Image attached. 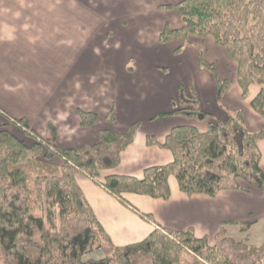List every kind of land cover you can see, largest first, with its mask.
<instances>
[{
  "label": "crops",
  "instance_id": "0c3cea01",
  "mask_svg": "<svg viewBox=\"0 0 264 264\" xmlns=\"http://www.w3.org/2000/svg\"><path fill=\"white\" fill-rule=\"evenodd\" d=\"M85 1L0 0V131L6 129L27 143L26 139L32 138L12 121L24 119L43 139L70 149L98 143L100 130L122 133L138 123L132 143L120 153L118 165L101 170L97 181L80 172L75 175L97 220L116 246L140 242L158 227L174 231L192 228L195 236L212 241L223 222L252 217L263 220L264 192L257 188L249 193L221 190L213 197L187 195L170 175L168 199L127 192L122 194L127 206L98 183L108 175L142 178L146 167L170 163L171 151L147 144L146 138L152 136L163 143L176 126H194L205 132L209 122H224L230 113L241 110L245 127L259 131L264 117L250 103L263 86L250 84L243 97L236 61L209 35H190L186 40L165 43L158 42L156 36L154 41L144 42L142 37H134V32L140 33L137 21L122 23V17L143 4ZM149 1L153 4L155 0ZM158 12L164 19L159 23L160 32L165 26H181L176 13ZM110 18L111 25L106 21ZM106 26L117 28V36L104 40L97 30ZM176 48L180 51L175 52ZM200 57L215 67V74L200 66ZM216 79L230 82L219 101ZM178 86L196 97L208 119L168 114L174 109ZM112 108L115 119L107 122ZM79 110L96 114L94 123L82 126ZM256 144L264 172V139ZM239 182L244 184L241 179ZM142 214H150L154 222ZM224 227L231 236L240 233L234 224ZM102 257L99 253L94 256Z\"/></svg>",
  "mask_w": 264,
  "mask_h": 264
},
{
  "label": "trees",
  "instance_id": "16d2710c",
  "mask_svg": "<svg viewBox=\"0 0 264 264\" xmlns=\"http://www.w3.org/2000/svg\"><path fill=\"white\" fill-rule=\"evenodd\" d=\"M161 8L176 12L182 24L176 29L165 26L159 41L211 36L236 61L243 97L250 84L263 86L250 104L264 117V0H180ZM199 63L215 74L212 64L201 57ZM215 83L219 101L230 82L216 79ZM172 105L168 114L209 118L196 97L182 86ZM79 117L82 126L96 120V114L82 110ZM114 119L112 108L106 120ZM13 122L35 142L28 146L6 129L0 131V264H264V244L236 242L224 227L230 223L245 232L255 221L223 222L214 245L208 244L206 236H195L192 228L174 231L161 227L140 242L113 244L75 175L82 172L97 181L101 170L118 165L138 123L122 133L100 130L94 145L61 149L33 132L24 119ZM258 139H264V124L259 131H249L241 110L230 113L224 122H209L205 132L194 126H176L163 143L152 136L146 138L147 144L171 151L170 163L146 167L142 178L108 175L98 183L127 206L122 198L127 192L168 199L170 175L187 195L213 197L221 190L249 193L252 188L264 192ZM56 156L64 163L52 162ZM142 217L154 222L150 214ZM97 248L103 251L102 258L83 261L84 254Z\"/></svg>",
  "mask_w": 264,
  "mask_h": 264
},
{
  "label": "rangeland",
  "instance_id": "374dc122",
  "mask_svg": "<svg viewBox=\"0 0 264 264\" xmlns=\"http://www.w3.org/2000/svg\"><path fill=\"white\" fill-rule=\"evenodd\" d=\"M131 1H133L137 6L139 4H143V6L138 11L131 12V14H129L128 16L122 17V19L124 21V22L122 21V23H125V25H126L129 20L131 21V19H134L135 21H137V23H139V27L136 30H140L139 35L137 32H134V37L135 36H138L140 38L142 37V39H143L142 41L150 42V41H152V39L154 41L156 36H157V41L160 42L159 41V34H160L159 33L160 32L159 23H162L164 19H163V14L161 16H159L157 13L160 14V12H158V11H165V12L169 11V13H171V12L176 13L173 10L161 8V6H163V5H169V4H175V3L170 2L168 4L167 3L163 4L162 2L159 3V2H157L158 0H155V1H153V4H152L149 0H147L146 2L143 0H129V2H131ZM141 1L143 3H141ZM65 2L66 3H72V2H75V0H65ZM85 2L89 3V2H91V0H86ZM149 2L151 4H149ZM152 5H154V6H152ZM100 19H103V17L100 16ZM118 20H120V18H118ZM180 20H181V18H180ZM106 21H108V22L110 21V25L112 24L111 23L112 18H110V20H106ZM116 29L117 28H110V27L106 26L104 28L98 29L97 31L101 32L99 34L103 37L104 40H105V38H107V40H109V38L117 36V34H116L117 30ZM171 29H174V28H171ZM175 39H177V38H175ZM170 41H172V40H170ZM161 43H165V42H161ZM179 51H180L179 48L175 49V52H179ZM26 142L27 143H25V142L24 143L26 145L30 146L35 142V139H32V140L26 139ZM40 145H41V147H44V145L41 142H40ZM40 158H41V156H40ZM58 160H61L62 162H58ZM51 161L60 165V164H63L65 160L61 157L56 156V157L52 158ZM80 173H82V172H80ZM248 221H255V222L252 223V225L247 229V231L242 232L239 230L240 233L232 234L234 236H231V235H229L228 230L226 229L227 235L232 237L236 242L240 241V242H244L248 245L251 244V245L259 247L260 245L264 244V219L262 220L261 217H255V218L252 217ZM217 241H218V238L216 237L214 240L208 241V244L214 245L217 243ZM96 253L97 254L99 253L102 256H104L103 251L101 249L97 248V249H93L92 251L84 254L82 256L83 261H86L87 259H94V256L96 255Z\"/></svg>",
  "mask_w": 264,
  "mask_h": 264
}]
</instances>
